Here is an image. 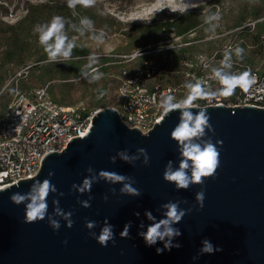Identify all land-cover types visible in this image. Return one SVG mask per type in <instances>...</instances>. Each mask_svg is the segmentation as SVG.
<instances>
[{
	"label": "water",
	"instance_id": "obj_1",
	"mask_svg": "<svg viewBox=\"0 0 264 264\" xmlns=\"http://www.w3.org/2000/svg\"><path fill=\"white\" fill-rule=\"evenodd\" d=\"M191 111H205L210 117L212 131L206 130L204 139H210L220 152L214 177L187 190H177L163 179L168 161L174 169L179 167L178 146L170 136L179 123V110L164 114L147 135H142L127 128L115 109H100L86 136L72 139L60 154H47L37 176L0 189V264H264V109L194 106ZM139 148L147 151L148 165L137 153ZM122 150L139 156L134 165L117 156ZM112 156H116L115 163ZM88 167L94 172L88 173ZM100 170L133 177V187L141 195H122V184L103 179L93 183L90 192L72 189L73 184H81L86 176ZM49 172L54 175L49 177ZM45 178L58 193H64L49 195L48 214L54 215L52 201L58 199L59 207L72 213L71 228L59 216H54L60 222L59 230L50 227L47 217L25 223V205L11 202L13 193H26L36 180ZM202 188L205 199L200 208L195 196ZM90 197L89 208L78 202ZM177 200L187 201L180 208L191 209L174 225L182 234L173 243L180 247L157 254L163 242L148 246L138 235L152 223L145 212H152L158 221L166 211L162 205ZM105 220L113 225L114 242L102 247L89 233L99 235ZM86 221H95L96 226L89 230ZM129 222V236L121 238L120 232ZM205 239L221 250L201 255ZM194 256L198 259L193 260Z\"/></svg>",
	"mask_w": 264,
	"mask_h": 264
},
{
	"label": "clouds",
	"instance_id": "obj_2",
	"mask_svg": "<svg viewBox=\"0 0 264 264\" xmlns=\"http://www.w3.org/2000/svg\"><path fill=\"white\" fill-rule=\"evenodd\" d=\"M96 0H67V7L75 10L79 5L83 8L94 7ZM188 11V9H186ZM221 17L218 13L209 14L205 17V23L209 25V30L214 31L219 26ZM75 30L81 35L86 32H91V39L97 44H102L105 38V32L101 29L97 32L94 29V22L83 17L80 20L79 27L73 25ZM34 32L38 35V42L43 47L49 62L61 63L69 60L72 56L73 49L76 47L74 39L70 38L66 32V20L64 17L56 15L51 20L44 24H38L34 27ZM244 49L237 46L234 49L226 50L223 54V58L219 61L218 66L210 68V79L216 81L221 87L213 91L209 87L205 86L204 82L197 80L195 83L187 82L185 88L188 90L186 96L183 99L177 100L173 95H167L160 101V107L165 114L172 111L179 110L180 117L179 123L171 131V139L176 141L178 150L180 153V162L178 168H173L172 161H168L163 173V179L166 182L175 185L177 190H187L191 185H203L205 179L215 176L216 171L220 165V152L210 139H204L206 136V130L212 131V126L209 123L210 117L205 111H199L193 113L194 102L198 99H208L215 96L230 97L234 95L237 88L245 93H248L253 89L257 83V77L251 72V70H244L242 72H233V54L239 58H243ZM90 63H97L98 60L95 56L89 57ZM204 67L209 68L208 64ZM82 75L89 79V82H96L100 80L103 73L96 72L94 75H90L87 71ZM217 143H222L217 141ZM139 156H143V164L148 165L149 156L144 148L137 149ZM123 161L129 164H133L139 158V156H130L127 150H122L117 153ZM112 163H115L116 156L110 158ZM88 173H93L94 169L88 167L86 169ZM190 173V174H189ZM53 172H49L48 176H53ZM98 179H103L109 183H120L123 186L120 189L122 195H129L138 197L141 195L139 189L133 187L135 180L131 176L118 174L113 171L100 170L96 175L86 176L82 183L77 185L73 184L72 189L80 193L85 191L90 192L93 183ZM113 194L115 189H111ZM57 194L63 196L64 193L57 191L56 186L51 183L49 178H45L43 181L36 180L26 193L16 192L10 196V200L15 205H25V223H33L36 221L48 219L50 227L53 230H59L61 227L60 222L54 218V216L62 217L66 221V226L71 228L73 226V220L71 219V212H64L59 207V200L53 199L52 204L54 206V215L48 214V197L50 194ZM90 197L85 201H78L82 207L89 208L91 206ZM205 192L203 188L196 193L195 200L200 208L204 206ZM104 200L107 201L108 197L105 196ZM181 203H187L184 201H169L162 205L166 210L164 212V218L158 221L153 216L152 212L146 211L145 216L151 224L147 226L146 231L138 232V235L143 238L146 245L153 246L157 242H163V248H157V254L162 253L165 250H171L172 248H179V243H173L174 238L179 237L181 231L174 227L178 224L182 218L190 212L191 209L180 208ZM138 216L139 213H136ZM86 228L89 230L96 226L95 221H86ZM144 227L143 224L140 225ZM131 228V222L124 225L123 230L120 232L121 238H127L129 236V230ZM97 242L106 247L109 241L114 242L113 225L107 220L100 230L99 235L95 232L89 233ZM67 243V241H65ZM221 249L215 248L213 244L205 239L202 241V247L200 248V254H212L214 251H220ZM198 259V256H194L193 260Z\"/></svg>",
	"mask_w": 264,
	"mask_h": 264
},
{
	"label": "built area",
	"instance_id": "obj_3",
	"mask_svg": "<svg viewBox=\"0 0 264 264\" xmlns=\"http://www.w3.org/2000/svg\"><path fill=\"white\" fill-rule=\"evenodd\" d=\"M33 0L34 4L45 0ZM27 13V9L25 10ZM26 15V14H25ZM10 16V15H9ZM21 20V19H20ZM264 22V17L249 20L242 27L234 30L241 33L244 29L254 32L258 24ZM229 34H217L226 37ZM182 38V37H178ZM259 44L264 46V32L259 35ZM193 45L184 43L185 47ZM235 44L224 46L219 52L203 60L202 55L196 57L184 56L178 66L170 70L146 61L140 69L130 76L125 69L120 73L126 80L119 88L121 106L115 109L121 122L129 129H137L142 135H147L159 123L165 114L160 107V101L167 95L176 99L185 97L187 82H204L206 87L216 91L221 86L210 79V68L218 66L226 50L234 49ZM252 49V47L247 46ZM142 55L135 52L125 55L130 60ZM208 64L209 68L204 65ZM251 70L257 77V83L248 93L239 88L230 97L215 96L202 99V104L196 107L242 108L255 107L264 109V72L254 69L250 64L233 60V72ZM155 82L153 86L149 84ZM178 100V99H177ZM98 110H89L81 105L63 106L54 102L48 94L47 87L33 90L30 95L19 96L11 105L9 111L0 116V189L9 187L20 181L37 176L43 158L52 152L62 153L72 139L83 138L89 132L92 119Z\"/></svg>",
	"mask_w": 264,
	"mask_h": 264
},
{
	"label": "trees",
	"instance_id": "obj_4",
	"mask_svg": "<svg viewBox=\"0 0 264 264\" xmlns=\"http://www.w3.org/2000/svg\"><path fill=\"white\" fill-rule=\"evenodd\" d=\"M215 13L222 16L223 25L219 24L214 31H210L209 25L205 23V17ZM56 15L65 18L66 32L72 39L83 37L73 27V25L79 27L80 20L83 17H87L94 22V29L97 32L102 29L105 35L115 33L112 30L114 26L112 22L114 20L103 13L100 4H95L94 7L90 8H83L78 5L75 10L69 9L67 3H61L58 0H45L40 4L28 5L26 15L15 24L9 26L0 21V68L4 66H9L13 69L23 66L29 67L30 65L27 66L26 64L31 63V66L27 69L28 75L26 78H28V83L19 78L13 82L12 87H16L20 92H26L35 86H47L51 99L57 104L66 105L65 98L70 97L74 87V80L79 79L81 85L87 87L89 79L82 75L83 72L87 71L89 73L92 70H100L106 74L110 68L115 67L112 64L117 63H119L116 65L117 68L128 71V69L123 68L121 63L123 60L114 58L103 57L97 62L98 66L91 64L87 58L89 55L88 50L80 46L78 42H75L76 47L73 49L69 60L61 63L49 62L47 54L38 42V35L34 32V27L38 24L49 22ZM262 17H264V0H213L210 4L201 6L194 11L182 14L172 13L157 22H148L145 25L136 27L134 30L122 32L121 34L128 41L124 50L131 53L134 51L135 53L139 48L156 47L162 41L160 36L164 34L182 37L184 38V43H189L198 39L186 40L185 37L196 31H198V37L201 40L212 34L234 31L242 27L246 21L257 20ZM118 27L120 30L122 29L120 23ZM256 32L244 29L241 33H236L237 42H235V47L243 48L244 52L242 59L237 58L233 54V60L252 64L251 55L255 51L264 53V46L259 44V35L264 32V22L257 25ZM250 33L252 35H249ZM246 37L251 38L250 42L252 44L250 47L252 49L247 48ZM190 49L191 52H194L197 48L193 44ZM179 52L180 55L176 59L177 66L181 58L189 54L187 48H183ZM137 62L142 66V57H139ZM2 80L0 76V86ZM202 101V99H198L195 104L201 105ZM101 106V99L94 98L92 109L100 108ZM5 109L4 107V111Z\"/></svg>",
	"mask_w": 264,
	"mask_h": 264
},
{
	"label": "rangeland",
	"instance_id": "obj_5",
	"mask_svg": "<svg viewBox=\"0 0 264 264\" xmlns=\"http://www.w3.org/2000/svg\"><path fill=\"white\" fill-rule=\"evenodd\" d=\"M32 1L33 0H1L0 21L9 26L15 24L25 16L27 6L34 4ZM58 1L61 3H67V0ZM157 1L160 3L157 4ZM212 1L213 0H96V4L101 5L103 13L114 20L112 22L114 25L112 30L115 33L112 35H105L102 44H97L91 39V32H86L81 38L73 39L75 42H78L80 46H83L88 50V60L90 56H95L98 61L103 57L123 60L121 62L123 68L128 69L130 76H132L133 71L141 68V64L139 65L137 62L139 55L130 60L124 59L125 55L133 54L134 51L131 53L124 50L127 47L128 41L121 34L122 32H129L140 25L147 24L148 22H157L172 13L182 14L194 11L201 6L210 4ZM186 9H188V11H186ZM219 16L221 17L219 24L223 25L222 16L220 14ZM119 23L122 25L121 30L118 27ZM254 32L257 33L256 30ZM222 34L229 35L223 38L214 36L217 34H212L199 40L198 31L189 34L185 37L186 40H193L196 38L199 40L191 42L197 48L194 52H191L190 46H184V38L174 37L170 34L161 35L160 38H162V41L156 47L148 46L146 48H139L136 51H139V54H142L140 57H142L143 62L146 61L151 64H157L170 70L172 66H176V59L180 55L179 50L183 48H187L189 51L187 57L194 56L195 60H197L196 57L202 55L203 60H207L210 55L219 52L218 50H222L224 46L230 44L233 45L237 42L236 32L224 31ZM249 35H252V33ZM250 40L251 38L246 37L245 42L247 46L252 44ZM251 58L253 63L250 65L254 69L264 72V53L255 51V53L251 55ZM232 59H234V55ZM117 64H112L115 67L110 68L106 74L100 70H92L89 72L90 75H94L96 72L103 73V76L96 82L90 83L88 80L87 87L81 85L79 79L74 80L72 93L70 97L65 98L66 105L63 106L81 105L89 110H100L103 108L119 110L121 106V94L119 88L124 85L127 79L121 76L120 73L123 69L117 68ZM26 65L31 66V63H27ZM94 65L98 66L97 63H94ZM29 67L23 66L13 69L9 66H4L0 68V76L3 79L0 86V116L5 115L9 111L11 105L19 96L30 95V92L33 90L47 87L35 86L30 91L26 92H20L16 87H12L13 82L19 78H22L24 82L28 83V78L26 77L28 75L27 69ZM154 84L155 82H151L149 85L153 86ZM102 90H104V92H102ZM94 98L101 99L102 106L100 108L92 109ZM183 98L184 97H179L177 99L180 100ZM4 107L6 108L5 111Z\"/></svg>",
	"mask_w": 264,
	"mask_h": 264
},
{
	"label": "bare ground",
	"instance_id": "obj_6",
	"mask_svg": "<svg viewBox=\"0 0 264 264\" xmlns=\"http://www.w3.org/2000/svg\"><path fill=\"white\" fill-rule=\"evenodd\" d=\"M160 3L159 1H157V4ZM160 5V4H159Z\"/></svg>",
	"mask_w": 264,
	"mask_h": 264
}]
</instances>
